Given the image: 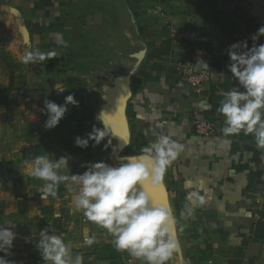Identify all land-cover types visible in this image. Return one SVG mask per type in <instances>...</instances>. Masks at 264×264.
<instances>
[{
    "label": "crops",
    "instance_id": "crops-1",
    "mask_svg": "<svg viewBox=\"0 0 264 264\" xmlns=\"http://www.w3.org/2000/svg\"><path fill=\"white\" fill-rule=\"evenodd\" d=\"M262 25L264 0H0V223L16 224L17 234L12 254L0 256L48 264L36 243L51 225L83 264H143L74 208L63 182L56 197L42 200L44 181L28 171L38 155L66 156L60 171L82 174L88 162L117 164L167 134L185 149L158 185L143 188L177 218L180 249L168 264H264V212L255 202L264 192V151L252 135L223 137L216 110L226 91L240 88L226 49L245 39L251 47ZM35 49L58 57L25 64L23 56ZM200 60L217 76L195 92L176 67ZM68 94L79 106L69 105L46 129L45 99L62 104ZM100 113L109 137L96 147L76 146L93 125L104 127ZM193 117L211 120L215 130L197 133ZM193 190L206 203L186 208ZM92 234L97 242L83 245Z\"/></svg>",
    "mask_w": 264,
    "mask_h": 264
},
{
    "label": "clouds",
    "instance_id": "clouds-1",
    "mask_svg": "<svg viewBox=\"0 0 264 264\" xmlns=\"http://www.w3.org/2000/svg\"><path fill=\"white\" fill-rule=\"evenodd\" d=\"M261 36H264V25L251 35V47L245 39L232 43L226 49L230 61L228 71L240 88L226 91L216 110L224 117L223 137L229 138L241 132L252 135L255 146L264 151V43H257ZM53 57H58L55 51L45 53L35 49L23 56V62H43ZM196 64L209 67L203 60ZM56 89L59 92L65 90L63 87ZM69 105L79 106L74 94H68L62 104L45 99L41 109L47 115L45 128L56 127ZM97 119L103 122L104 127L93 125L87 136L75 138L76 146L86 149L92 141L91 146L96 147L109 137L108 126L101 113ZM184 149V144L172 136L159 134L141 149L139 155H127L117 164L88 162L82 174L69 176L60 171L68 166L66 156L53 160L47 155H38L31 162L28 175L44 181L38 191L42 200L56 197L63 182L67 191L74 194V208L88 221L105 229L118 251L127 252L143 264H168L180 249L177 218L170 204L153 203L143 185L145 182L158 185ZM186 201V208L206 203L205 197L196 190L187 193ZM184 215L181 212V216ZM15 227L11 221L0 223V252L6 255L12 254L17 235L13 231ZM96 242L95 234L83 238L85 246L90 247ZM36 247L48 264H83L84 261L82 254L73 255L72 243L66 242L51 225L39 231ZM0 264L16 262L0 256Z\"/></svg>",
    "mask_w": 264,
    "mask_h": 264
},
{
    "label": "built area",
    "instance_id": "built-area-1",
    "mask_svg": "<svg viewBox=\"0 0 264 264\" xmlns=\"http://www.w3.org/2000/svg\"><path fill=\"white\" fill-rule=\"evenodd\" d=\"M176 69L179 80L185 83L191 90L195 92L200 91L208 80L216 78L217 76L211 70L201 68L193 63L181 64L177 61ZM192 126L193 129L199 134H207L215 130V124L206 118L198 119L193 117ZM255 202L257 209H259L261 212H264V192L255 198Z\"/></svg>",
    "mask_w": 264,
    "mask_h": 264
},
{
    "label": "water",
    "instance_id": "water-1",
    "mask_svg": "<svg viewBox=\"0 0 264 264\" xmlns=\"http://www.w3.org/2000/svg\"><path fill=\"white\" fill-rule=\"evenodd\" d=\"M120 117H121L122 122L125 123V119H124V116H123V111H122V109L120 110ZM124 132H125V135H126V130H125Z\"/></svg>",
    "mask_w": 264,
    "mask_h": 264
},
{
    "label": "rangeland",
    "instance_id": "rangeland-1",
    "mask_svg": "<svg viewBox=\"0 0 264 264\" xmlns=\"http://www.w3.org/2000/svg\"><path fill=\"white\" fill-rule=\"evenodd\" d=\"M121 152H122V151H121ZM126 153H127V152H125V154H126ZM136 154H137V153H136ZM120 155H122V154H121V153H119V156H120Z\"/></svg>",
    "mask_w": 264,
    "mask_h": 264
}]
</instances>
